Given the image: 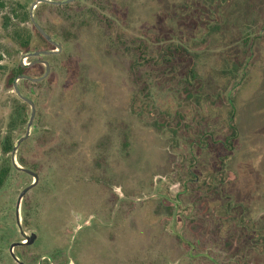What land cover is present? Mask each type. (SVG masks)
<instances>
[{"label":"rangeland","instance_id":"374dc122","mask_svg":"<svg viewBox=\"0 0 264 264\" xmlns=\"http://www.w3.org/2000/svg\"><path fill=\"white\" fill-rule=\"evenodd\" d=\"M36 1L0 0V166L12 161L6 137L15 147L32 112L17 84L36 115L15 161L38 176L19 207L23 232L37 238L13 254L27 242L18 198L35 179L15 168L0 187V264H264V0H237L231 30L212 35L183 10L205 0L39 3L34 20L61 49L27 58L58 50L31 20ZM169 44L206 80L201 105L179 96L180 68L164 69ZM237 48L247 66L231 82L216 77ZM36 60L49 64L45 80L10 84L19 64L42 77L44 64L28 66ZM226 99L233 151L221 146Z\"/></svg>","mask_w":264,"mask_h":264},{"label":"trees","instance_id":"16d2710c","mask_svg":"<svg viewBox=\"0 0 264 264\" xmlns=\"http://www.w3.org/2000/svg\"><path fill=\"white\" fill-rule=\"evenodd\" d=\"M238 5L237 0H205V3L201 6L198 1L188 2L185 6H183V10L186 13H190L187 20L189 19V24H193L196 28L201 27L202 25H207L208 27V35H212V33H222L223 31L231 30L230 23L234 22L232 16V12L237 11L235 8ZM59 8H67L70 5H56ZM239 11V10H238ZM202 13V16H200ZM222 14L223 21L221 20L220 15ZM28 16V15H27ZM234 16V15H233ZM204 18L203 20L201 18ZM212 17H215L211 19ZM204 21V22H200ZM179 23V21H178ZM182 23V22H181ZM187 23L182 25H186ZM249 26V25H248ZM38 32V31H37ZM38 34L42 37V35L38 32ZM256 37H259L256 36ZM261 37V36H260ZM259 37V38H260ZM43 38V37H42ZM241 42L245 47L246 51H249L248 48L254 46V42H252L249 38L245 37L244 39L241 37ZM255 39V37L253 38ZM257 39V38H256ZM233 43V42H232ZM30 44V37L26 36L24 38L21 37L20 45L23 49H27ZM245 50L235 49L228 55L231 56L228 65L226 63H222V67L220 70L215 71L217 76L222 77L231 82L234 80L238 72L247 66L248 63L245 62V54L248 53ZM166 53H162L164 57L165 70H176L177 68L181 69L180 74L185 77V80H182L180 84H183L184 89L182 93H179V96H182L183 102L193 101L195 105H201L205 100L203 99V90L206 83V80L200 75V72L196 68V62L193 59H189L188 50L183 46H173L169 44V46L165 50ZM144 54L141 53V56L144 59ZM151 60L155 58L149 57ZM177 58H179L180 63H177ZM147 61V60H146ZM149 61V60H148ZM25 67L21 64L18 65L17 70L14 75L10 79V84L13 85V81L15 78L24 74ZM173 70V71H174ZM167 72V71H165ZM225 80V82H226ZM184 96V98H183ZM207 99V98H206ZM233 99V98H232ZM232 99H226V102L230 105V117L229 121L231 123V133L225 137V139L221 142V146L227 149V151H233L234 149V140L238 137V127L236 125V115L234 114L235 106ZM233 107V108H232ZM224 108V101H221L220 110L222 111ZM24 108L21 112L18 113V116L22 123H25V112ZM14 150L13 140L10 136H7L3 143V154L8 155L12 153ZM230 153V152H229ZM227 158V157H226ZM24 164V162L21 161ZM15 169L11 158H6L2 162L0 166V187L4 185L6 180L11 174V171Z\"/></svg>","mask_w":264,"mask_h":264},{"label":"water","instance_id":"95a60500","mask_svg":"<svg viewBox=\"0 0 264 264\" xmlns=\"http://www.w3.org/2000/svg\"><path fill=\"white\" fill-rule=\"evenodd\" d=\"M77 0H66V1H61V2H53V1H50V0H37L36 2H34L31 6V10H30V17H31V20L33 21L36 29L38 30V32L43 36V38L45 40H47L48 42H50L52 45L54 46H57L58 47V50H51V51H42V52H37V53H32V54H27L26 57L27 58H30V57H39V56H49V55H52V54H55L57 52H60V49H61V46L59 44H57L56 42H54L51 37L45 32V30L35 22L34 20V16H33V10L37 7V5L39 3H47V4H51V5H64V4H69V3H73ZM37 63H42L46 66V72L45 74L42 76V77H39V78H31L27 75H21L19 76L18 79H22V80H29V81H32V82H41L43 80H45L48 76H49V73H50V67H49V64L46 62V61H43V60H36L34 61L33 63L29 64L28 66L30 65H33V64H37ZM14 91L15 93L17 94V96L22 100L24 101L25 103L29 104L30 107H31V116H30V119H29V122H28V127H27V132H26V135L21 138L16 146L14 147V150L12 152V162H13V165L15 166L16 169L22 171V172H25L27 174H29L30 176H32L34 179H35V182L30 185L29 187H27L26 189H24L21 194L19 195V198H18V203H17V225L19 227V230L21 232V234L26 237V240L27 242H20V243H14L11 245V252L13 254V249L17 246H20V245H31L35 242L37 236L36 234H31V236H27L24 232H23V229H22V226H21V223H20V218H19V207H20V204H21V201L23 200L24 196L27 194V192L29 190H31L38 182V176L35 172L31 171V170H28V169H25L19 165H17L16 161H15V155H16V151H17V148L18 146L23 142L25 141L29 136H30V130L32 128V125H33V121H34V118H35V115H36V109H35V105L34 103L32 102V100L28 99L27 97H25L21 91L19 90L17 84L14 85ZM14 259L19 262V264H23L22 262H20L15 256H13Z\"/></svg>","mask_w":264,"mask_h":264}]
</instances>
